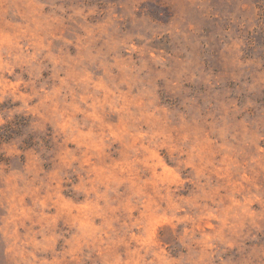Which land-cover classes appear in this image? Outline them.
Returning a JSON list of instances; mask_svg holds the SVG:
<instances>
[{
	"label": "rangeland",
	"instance_id": "1",
	"mask_svg": "<svg viewBox=\"0 0 264 264\" xmlns=\"http://www.w3.org/2000/svg\"><path fill=\"white\" fill-rule=\"evenodd\" d=\"M0 264H264V0H0Z\"/></svg>",
	"mask_w": 264,
	"mask_h": 264
}]
</instances>
